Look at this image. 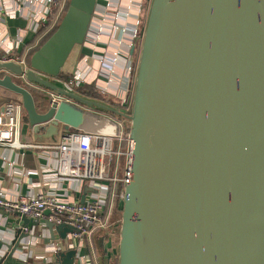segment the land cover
<instances>
[{"label": "water", "instance_id": "water-1", "mask_svg": "<svg viewBox=\"0 0 264 264\" xmlns=\"http://www.w3.org/2000/svg\"><path fill=\"white\" fill-rule=\"evenodd\" d=\"M98 1L69 0L26 76L130 120L132 175L118 264H264V0H152L129 114L58 79L74 47L86 42ZM1 72L0 86L21 96L34 140L57 142L61 103L50 99L39 111L14 80L24 72L20 62L0 60ZM16 214L2 264L32 238L24 228L40 226ZM46 225L51 239L74 230ZM76 256L74 248L56 254L60 264H75Z\"/></svg>", "mask_w": 264, "mask_h": 264}, {"label": "crops", "instance_id": "crops-1", "mask_svg": "<svg viewBox=\"0 0 264 264\" xmlns=\"http://www.w3.org/2000/svg\"><path fill=\"white\" fill-rule=\"evenodd\" d=\"M48 0H6V7L11 10L7 14L0 8V58L18 57L24 58L25 48L34 40L36 44L41 36L37 37L39 24L31 16V10H45ZM1 3V2H0ZM25 5V7H24ZM24 7V8H22ZM144 0H99L91 30L84 44H77L69 55L63 71L73 74L81 73L85 79L83 85H93L102 95L95 98L82 94L78 89L75 91L85 98L97 100L112 106L122 112L131 113L129 100L133 88L139 61L138 40L143 19ZM22 9L21 11H17ZM31 9V10H30ZM31 44V43H30ZM135 49L133 51V47ZM20 54H23L20 57ZM5 72H1L3 76ZM16 78V79H15ZM60 78V77H59ZM20 81H19V80ZM14 80L27 87L19 78ZM30 87V86H29ZM34 87L51 97V91ZM39 91V92H40ZM50 91V92H49ZM13 98V99H12ZM8 99L21 100V96L0 86V110ZM50 99V98H49ZM39 103L41 100H37ZM63 112L60 114L59 138L69 130H88L93 128L103 135L113 136L121 127L116 125L123 122V130L127 131L129 121L127 117L117 120L111 115L99 111L94 107H88L82 103L58 97ZM111 102H114V104ZM40 105V104H39ZM45 110L40 105V111ZM97 117V119H91ZM104 121V122H103ZM112 129L110 132L107 124ZM100 128V129H99ZM20 140L31 144L29 147L12 148L0 145V195L6 200H15L21 196L32 197L38 193L58 195L65 200L82 202L87 193V186L78 180L62 181L56 173V152L45 145L50 143L34 140L30 131L28 115L23 111V120L20 131ZM127 143L117 139L113 141V148L124 149ZM121 169L125 166V157H119ZM9 213V212H7ZM16 213L3 216L0 211V264L7 255V245L14 238L18 228ZM46 218L40 222L45 223ZM32 238L25 241L24 246L16 251V255L9 259L6 264H60L55 254H52L47 242L51 236L49 229L37 226L33 230ZM58 240L61 236L55 231ZM62 238V237H61ZM80 243V255L91 256L95 264H112L115 258V250L118 246L101 243L97 240L85 237Z\"/></svg>", "mask_w": 264, "mask_h": 264}, {"label": "built area", "instance_id": "built-area-1", "mask_svg": "<svg viewBox=\"0 0 264 264\" xmlns=\"http://www.w3.org/2000/svg\"><path fill=\"white\" fill-rule=\"evenodd\" d=\"M27 0H22L26 2ZM0 8L4 9L7 14L11 10L6 7V0H0ZM69 0H48L45 10H31V16L40 27H46V32L54 27L63 15ZM25 7V5H24ZM22 7V8H24ZM18 9L17 11H21ZM42 35V37L44 36ZM40 37V39L42 38ZM3 42L0 41V44ZM36 44L29 45L25 48L26 55ZM24 58L8 57L0 60H16L23 65L24 72L19 77L27 86L32 88L38 87L45 90L35 82L30 81L26 72L31 68L30 64ZM58 79L71 90H76L85 79L81 73L75 72L71 81ZM47 89V88H46ZM49 90V89H47ZM50 92V91H49ZM52 100H58V97H64L51 91ZM24 106L22 101L8 99L0 110V145L12 148L29 147L31 144L20 140V131L23 120ZM91 119H97L92 117ZM98 120V119H97ZM129 126H130V120ZM118 133L113 136L103 135L90 127L88 130H69L66 131L57 142H50L45 145L46 148L56 152L57 176L62 180H78L87 186V193L84 202L65 200L58 195L38 193L32 197L21 196L15 200H6L0 198V206L5 212L21 213L34 220L46 218L56 225L65 223L74 228L68 232L67 238L51 239L47 242V249L52 254L68 249H76L77 256L75 264H95L91 256L80 255V243L85 237L92 238L98 242L111 244L114 248L115 239L120 235L119 227L110 224L111 208L113 209L114 199L116 197V185L118 182L124 184V190L120 194L123 201L125 196V184L130 181L132 175V157L134 141L129 139V133L123 130V122H118ZM117 139L120 144L127 143L126 148L114 149L113 141ZM125 157V166L122 175L120 169L115 175H110L109 169L111 160L115 157ZM117 169V168H116ZM50 214L46 215V211ZM40 226L47 227L45 223L40 222ZM35 229L24 228V231L32 233ZM20 250V249H19ZM115 255L118 256L117 249Z\"/></svg>", "mask_w": 264, "mask_h": 264}, {"label": "trees", "instance_id": "trees-1", "mask_svg": "<svg viewBox=\"0 0 264 264\" xmlns=\"http://www.w3.org/2000/svg\"><path fill=\"white\" fill-rule=\"evenodd\" d=\"M69 6V2L66 5L65 11L63 13V15L60 17L59 21L57 22V24L54 25V27L52 29H50L48 32H46L44 34V36L38 41V44L36 46H34L31 50H29V52L26 55V60L27 62H29L31 55L54 33V31L57 29L60 21L62 20L65 12L67 11ZM46 27H40L38 33H37V37L41 36L45 31H46ZM142 33V31H140V34ZM31 43V44H30ZM32 43H34V40L29 42V45H32ZM23 54H20V57H22ZM61 79H64L66 81H71L72 80V74L65 72L62 70V72L60 73L59 76ZM27 88L32 92L35 101L37 103V108L40 111V105H43L44 109L47 108V105L50 103V99L51 97L48 96L45 93H42V91L40 90H35L32 87L27 86ZM76 89H78L82 94L86 95V96H91V97H95V98H101L102 95L101 93L93 86V85H83V86H79L76 87ZM40 91V92H39ZM133 93H134V88L132 90V93L130 95V100H129V109L131 112V108H132V101H133ZM50 98V99H49ZM37 100H41L40 103ZM114 104V102H111V104ZM40 104V105H39ZM44 111V110H43ZM99 111H103L104 113H107L109 115H111L112 117L116 118L117 120H122L123 117L115 114L114 112H110V111H105V110H99ZM127 133L129 132V126L127 127ZM124 190V184L122 182H118L116 185V197L114 199V204H113V209L114 212L115 211H121V213L123 212V201L120 198V194L121 192ZM122 202V205H120Z\"/></svg>", "mask_w": 264, "mask_h": 264}, {"label": "rangeland", "instance_id": "rangeland-1", "mask_svg": "<svg viewBox=\"0 0 264 264\" xmlns=\"http://www.w3.org/2000/svg\"><path fill=\"white\" fill-rule=\"evenodd\" d=\"M151 2H152V0H144L143 19H142V22H141V31H142V33L139 34V40H138V48H139V54L138 55L139 56H140V51H141V44H142V41H143V38H144L145 27H146V23H147V18H148ZM63 98H66L67 100H70L68 97H65V96ZM103 128H107V130L109 132H110V130L112 131V129H113V128H111L109 126V124H107V126H105ZM123 163H124V160H123ZM123 163L121 164V160L119 158H117V157L113 158L111 160V165H110V169H109L110 175H112V176L115 175V173H117L119 168L120 169L122 168L121 165L123 166ZM120 205H122V202H121ZM111 210H112L111 219L109 220L110 224L113 225V226L119 227V229H120L121 228V224H122V213H121V211H115L114 212V209H112V208H111ZM119 239H120V235H118L116 237V239H115V246L119 245ZM116 249H118V248H116ZM112 264H118V256H115V258L112 259Z\"/></svg>", "mask_w": 264, "mask_h": 264}]
</instances>
